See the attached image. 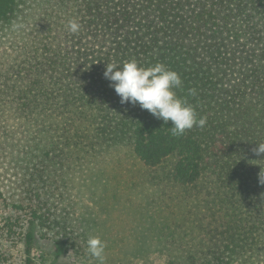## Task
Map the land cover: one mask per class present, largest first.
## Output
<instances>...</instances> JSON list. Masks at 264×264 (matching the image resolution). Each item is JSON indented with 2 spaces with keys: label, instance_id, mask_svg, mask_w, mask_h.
<instances>
[{
  "label": "trees",
  "instance_id": "trees-1",
  "mask_svg": "<svg viewBox=\"0 0 264 264\" xmlns=\"http://www.w3.org/2000/svg\"><path fill=\"white\" fill-rule=\"evenodd\" d=\"M26 1L0 0V23ZM42 2V33L0 87V108L32 135L15 205L25 216L26 264L37 234L60 252L88 256L83 224L89 218L75 217L69 178L93 156L121 148L154 171L164 194L166 187L177 192L170 199L202 201L208 222H216V236L201 240L200 254L165 264L257 259L264 249V153L254 151L264 144V0ZM73 19L81 25L75 34L67 27ZM133 59L175 70L183 82L177 96L206 125L173 136L171 121L121 104L103 73L108 63ZM178 227L158 242L168 257L180 241Z\"/></svg>",
  "mask_w": 264,
  "mask_h": 264
},
{
  "label": "rangeland",
  "instance_id": "rangeland-1",
  "mask_svg": "<svg viewBox=\"0 0 264 264\" xmlns=\"http://www.w3.org/2000/svg\"><path fill=\"white\" fill-rule=\"evenodd\" d=\"M45 12L42 0H27L19 4L10 21L0 23V87L2 76L9 74L42 33ZM31 137L27 125L7 108H0V264H26L25 216L15 205L22 200L20 180L31 155ZM153 174L126 148L100 152L72 171L69 182L75 217L87 216L83 224L87 238L99 236L106 243L105 264L186 262L188 252H202L201 240L205 244L211 242L209 234L216 236L211 230L216 222H208L202 201L170 199L177 192L166 187L164 194L160 189L164 182H157ZM170 226H179L180 241L172 244L168 257L158 242L160 237L171 239L166 230ZM29 258L31 264H98L89 254L79 258L71 251L60 252L38 234ZM250 264H264V249Z\"/></svg>",
  "mask_w": 264,
  "mask_h": 264
},
{
  "label": "clouds",
  "instance_id": "clouds-1",
  "mask_svg": "<svg viewBox=\"0 0 264 264\" xmlns=\"http://www.w3.org/2000/svg\"><path fill=\"white\" fill-rule=\"evenodd\" d=\"M68 31L78 33L81 25L73 19L68 22ZM106 79L112 82L121 104L139 105L150 112L155 118L167 124L171 121V134L182 136L187 130L195 127H204L207 118L200 116L195 108L185 98L177 96L176 89L183 87L180 75L164 65L143 67L136 60H129L118 64H106L103 73ZM188 94L196 95L194 88L188 89ZM257 154L264 153V144H257L254 150ZM264 183V178L260 177ZM87 252L96 259L98 264H105L106 243L99 236H91L86 241Z\"/></svg>",
  "mask_w": 264,
  "mask_h": 264
}]
</instances>
